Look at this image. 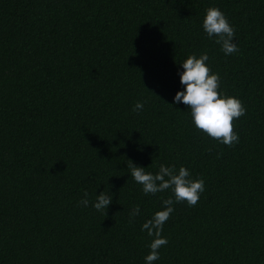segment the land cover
I'll return each mask as SVG.
<instances>
[{
    "label": "trees",
    "instance_id": "1",
    "mask_svg": "<svg viewBox=\"0 0 264 264\" xmlns=\"http://www.w3.org/2000/svg\"><path fill=\"white\" fill-rule=\"evenodd\" d=\"M209 7L238 53L203 31ZM204 52L247 110L233 147L174 103L180 63ZM129 159L205 181L196 206L173 203L153 264H264V0H0V264H145L142 225L172 193L145 195Z\"/></svg>",
    "mask_w": 264,
    "mask_h": 264
},
{
    "label": "clouds",
    "instance_id": "2",
    "mask_svg": "<svg viewBox=\"0 0 264 264\" xmlns=\"http://www.w3.org/2000/svg\"><path fill=\"white\" fill-rule=\"evenodd\" d=\"M203 31L208 38L214 39V42L221 46V51L225 55L239 52V47L234 42L236 29L218 7L206 9ZM208 61L209 55L204 52L198 57L191 54L180 63L183 71L178 74L184 90L176 93L174 103L188 106L192 123L197 130L223 145L233 147L239 143V134L233 130V121L245 116L247 110L241 100L227 96L219 90L220 75L212 72ZM143 107V102H137L133 111L139 113ZM127 168L130 170L131 178L142 186L145 195L155 196L167 190H171L172 193V196L162 202L164 210L157 211L142 225L141 230L146 231L147 235L153 238L149 245L150 253L145 257V264H153L160 259L159 249L168 244L167 238L162 237V232L164 224L174 212L173 203L187 202L189 207L196 206L200 194L205 191V181L203 178L193 179L189 170L183 166L177 172L174 166L161 164L158 172L153 174L129 159ZM84 197L79 201L78 206H89L87 192L84 193ZM112 201L113 197L109 191H104L96 196L92 206L106 216ZM139 213V206H133L129 214V223H133Z\"/></svg>",
    "mask_w": 264,
    "mask_h": 264
}]
</instances>
